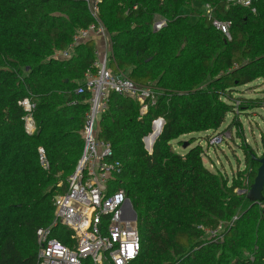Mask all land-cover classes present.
Wrapping results in <instances>:
<instances>
[{
    "label": "trees",
    "instance_id": "16d2710c",
    "mask_svg": "<svg viewBox=\"0 0 264 264\" xmlns=\"http://www.w3.org/2000/svg\"><path fill=\"white\" fill-rule=\"evenodd\" d=\"M98 8L97 20L86 0H0V264L37 263L36 232L53 223L55 198L82 155L90 94L77 88L96 46L73 38L98 21L111 40L109 69L158 92L144 115L140 102L112 92L99 123L122 165L111 192L123 189L138 215L142 245L131 264H264V189L261 200L247 196L256 150L243 145L247 167L229 180L205 166L201 144L184 154L173 146H182V135L217 132L229 114L226 130L242 131L235 108L264 107V97L235 96L253 81L264 84V0H99ZM215 20L230 23V38ZM63 50L71 57L55 56ZM24 98L35 104L33 134ZM160 118L148 152L143 138ZM53 235L68 243L66 228Z\"/></svg>",
    "mask_w": 264,
    "mask_h": 264
},
{
    "label": "built area",
    "instance_id": "2783aa9c",
    "mask_svg": "<svg viewBox=\"0 0 264 264\" xmlns=\"http://www.w3.org/2000/svg\"><path fill=\"white\" fill-rule=\"evenodd\" d=\"M86 1L92 15L98 20L99 0ZM236 1L251 6L257 0ZM205 9L207 13L211 12L209 4L205 5ZM165 24V20H158L153 29L160 30ZM214 24L230 38L229 22L215 20ZM91 38L103 39L105 50L96 48L95 60L85 72L83 84L77 88V93L90 94L89 108L81 130L83 152L67 179L66 191L55 198L53 223L36 232L39 244L36 264H84L86 260L91 264H131L141 250L138 219L124 217V214H131L127 205L130 198L123 189L111 192L110 183L122 171V165L112 159L110 143L99 137V123L101 115L109 106L112 92L140 102V115H144L149 106L155 104L158 92L150 85L141 86L109 69L111 40L100 21L97 26L78 30L73 42H87ZM55 56L67 59L71 53L68 50L57 51ZM20 104L27 111L26 131L33 134L37 131L31 114L35 104L28 98H24ZM206 136L209 147L221 146L224 142L222 133L208 131ZM38 153L41 165L47 168L44 148L39 147ZM59 226L67 229L68 243L53 235V230Z\"/></svg>",
    "mask_w": 264,
    "mask_h": 264
},
{
    "label": "rangeland",
    "instance_id": "374dc122",
    "mask_svg": "<svg viewBox=\"0 0 264 264\" xmlns=\"http://www.w3.org/2000/svg\"><path fill=\"white\" fill-rule=\"evenodd\" d=\"M193 4L195 6L197 5L202 7V3L200 1H193ZM182 12L188 13V10L182 9ZM235 96L253 98L264 97L263 81L259 79L240 87L239 93H236ZM234 112L237 119L242 124V131L237 127L226 130V127L230 124L232 119V114H229L226 122L217 131L219 133L221 132L224 136V142L221 146L209 147L206 142V133L201 134L195 132L182 135L180 137V140L184 142L182 146L179 145L178 141H173L175 150L183 151L184 144L189 145L193 137L195 139L193 144L190 146L187 145L184 150L187 151L190 147L195 146L196 144H201L204 149L202 158L205 166L212 171L217 172L221 176H225L229 180L232 179L240 170L247 167L243 146L245 143L256 150L258 156L264 153V107L255 108L248 113H239V111L235 108ZM239 133L242 134L244 140H242V137H239ZM148 152H152V149ZM250 189H248L247 196L252 200L253 196L250 193Z\"/></svg>",
    "mask_w": 264,
    "mask_h": 264
},
{
    "label": "water",
    "instance_id": "95a60500",
    "mask_svg": "<svg viewBox=\"0 0 264 264\" xmlns=\"http://www.w3.org/2000/svg\"><path fill=\"white\" fill-rule=\"evenodd\" d=\"M159 120L162 122V125H161V128H160V132H158V134L155 135V137H154V142H155L156 138L161 133L162 128H163V126L165 124V121H164L163 118H160L158 120L153 121V123H152V132L143 138L144 146H145V149L147 151L151 150V148L148 147V142H147L148 138L150 137V135H152L154 133L156 122L159 121ZM154 142H153V144H154ZM153 144H152V146H153ZM187 145L188 144H184V148ZM255 158L259 162V167H258V170H257V175L255 177L254 183L251 186L250 193L253 196L252 200L258 201V200L262 199V193H263V189H264V153L262 154V156H258V157H255ZM127 205L130 208V210H131V214H124V217L125 218L134 219V220L138 219L137 212L133 208L132 202L130 200L127 201Z\"/></svg>",
    "mask_w": 264,
    "mask_h": 264
},
{
    "label": "crops",
    "instance_id": "0c3cea01",
    "mask_svg": "<svg viewBox=\"0 0 264 264\" xmlns=\"http://www.w3.org/2000/svg\"><path fill=\"white\" fill-rule=\"evenodd\" d=\"M94 43H95V46H96L97 49L105 50L104 49V40L103 39L95 40ZM150 148L152 149V146ZM178 152L184 154L186 151L183 148V151H178Z\"/></svg>",
    "mask_w": 264,
    "mask_h": 264
},
{
    "label": "bare ground",
    "instance_id": "6f19581e",
    "mask_svg": "<svg viewBox=\"0 0 264 264\" xmlns=\"http://www.w3.org/2000/svg\"><path fill=\"white\" fill-rule=\"evenodd\" d=\"M160 128H161V127H160ZM159 132H160V131H159ZM157 134H158V133H157ZM157 134H156V135H157ZM154 137H155V136H154ZM147 142H148V143L150 142V138L148 139ZM153 142H154V139H153ZM152 144H153V143H152ZM148 147H149V146H148Z\"/></svg>",
    "mask_w": 264,
    "mask_h": 264
}]
</instances>
